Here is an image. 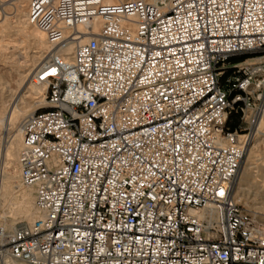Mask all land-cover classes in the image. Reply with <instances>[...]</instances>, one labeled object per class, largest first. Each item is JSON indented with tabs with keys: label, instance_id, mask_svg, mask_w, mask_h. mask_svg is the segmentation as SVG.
<instances>
[{
	"label": "built area",
	"instance_id": "built-area-1",
	"mask_svg": "<svg viewBox=\"0 0 264 264\" xmlns=\"http://www.w3.org/2000/svg\"><path fill=\"white\" fill-rule=\"evenodd\" d=\"M27 17L49 45L45 106L18 127L39 216L0 212V264H264L233 192L264 110V0H29Z\"/></svg>",
	"mask_w": 264,
	"mask_h": 264
},
{
	"label": "bare ground",
	"instance_id": "bare-ground-1",
	"mask_svg": "<svg viewBox=\"0 0 264 264\" xmlns=\"http://www.w3.org/2000/svg\"><path fill=\"white\" fill-rule=\"evenodd\" d=\"M28 1L29 0H13L10 3L11 6L10 5L5 6V4L7 3L6 0H0V9L3 11V14H0L2 16V19H3L2 22L0 23V32H6L7 31L9 33L14 34L13 38H12L13 35H9V36L2 35V36H0V40H2L3 38H6L7 44H8L7 49L12 48L11 53H13L15 50L19 49V47H18L19 46V40L30 35L33 37L34 42L36 41L35 44L37 43L38 45H40L39 55L38 56L36 55L37 56L36 60H41V59L43 60V58L45 60L47 58V55H48V53H47L48 50H47L46 56H44L45 55V48H46V46L49 48V45L46 41L45 35L38 28H36L34 25L29 23V21H28V17H27ZM8 14H10L12 16V17L11 16L10 17L12 18V20L14 19L13 21L11 20L10 17H8ZM31 25L34 26V28H36V29L31 31L30 30ZM100 25H101L100 18H94V20L92 21V24H91L92 31L93 32L98 31L100 28ZM86 38H87V35H84L82 37V41L86 40ZM3 41H4V39H3ZM22 42H24V41H22ZM6 46L7 45H5L4 47H6ZM1 49L3 50V47ZM73 49H74V44L69 43L68 46L61 52V54L65 58L71 59ZM5 50H3V51H5ZM3 58H5V53L0 52V60H2ZM37 62H39V61H37ZM42 62H40V64ZM39 65L37 66V68L39 67ZM23 67H25V66H23ZM26 67H27V65H26ZM28 67L30 69V66H28ZM37 68H35V69L37 70ZM25 70L26 69H24V71ZM36 70L34 72H31V71H33V69L31 71H29V70L26 71L21 77L19 89H18V91L15 92L16 94L14 93L13 96H11L9 101H7V105L0 106V129H1V132L4 133V135H12L11 136L12 139L9 140V142L7 141L8 143L6 144V150H4L5 151L4 157L6 159V163L13 162L15 164V166H18V167H19V164H18V158L17 157H18V151H19L20 144H21V136H20V132H19V128H18L19 125H18V127L15 125L17 123V119L22 114L26 113L30 107L29 103H25V105L18 107V102L24 98V95L27 93V90L30 87H35V88H37V90H35V93H37V94L34 96H33V94H28L27 97L31 96L32 99H35L36 100V102L34 101L35 104L38 103L42 107L45 106L44 96H42L43 90H44L43 95L45 94V84H35L32 81V77L34 76ZM22 73L23 72H21V74ZM1 85H3V84H2L1 79H0V86ZM24 89H25V91H24ZM1 102H2V98H0V103ZM32 103H31V105H32ZM38 108H40V107H37V109ZM261 118H262V120H261ZM259 123H260V125L258 127L256 134H260V133L264 134V110H263V113H262L259 121L257 122V125ZM260 128H261V130H260ZM259 139L255 137L251 140L253 142V148L254 149L258 150V147H260V144H255L256 141ZM5 142H6V139H5ZM1 143L2 142L0 141V144ZM262 143H264V139H262L261 145H262ZM261 149H259V150H261ZM4 168H6V166ZM4 168H2L3 171H2L1 177H0V212H1V215L3 217L2 223L7 228L15 227L14 226L15 224H13V223L9 224L7 222V219L5 217L6 214L14 216V219H13L14 221L19 218V220L20 219L28 220L27 223H30L33 221V219H35L36 217L39 216V212L36 209V206H35V203L33 202V197H32V190L34 192V188L30 186L29 187L30 190L21 191L19 193V190H20L22 184H15V183L17 182V177L20 179V171H18V174H17L16 170L8 171V169L5 170ZM11 168H13V167H11ZM248 171H249L248 167L244 168V171H243V173L239 179L236 191L234 192V198L236 199L237 196L240 194H243V195L253 194L254 197H258L256 201L259 200L258 202H256L258 204V206H256V208L264 212V176H258V178L255 176L256 178L253 177L254 179H251L252 176H251V174L249 175ZM34 198H35V196H34ZM33 210H34V212H33ZM35 214H36V217L32 219V216ZM19 225H21V224H19Z\"/></svg>",
	"mask_w": 264,
	"mask_h": 264
},
{
	"label": "rangeland",
	"instance_id": "rangeland-1",
	"mask_svg": "<svg viewBox=\"0 0 264 264\" xmlns=\"http://www.w3.org/2000/svg\"><path fill=\"white\" fill-rule=\"evenodd\" d=\"M12 1L13 0H6L7 3L5 4V6H9ZM0 14H3V11L1 9H0ZM10 16L11 15L8 14V17H10ZM0 17H1L0 18V23H1L3 19H2V16L1 15H0ZM11 20H12V18H11ZM34 29H36V28H34V26L31 25L30 30L32 31ZM2 35H6V36L13 35L12 38L14 37V34L9 33L7 31L6 32H0V36H2ZM3 39H4L5 42L3 41ZM3 39L0 40V50H1L0 52L1 53L2 52L5 53V58H3L2 60H0V79H1V82L3 84V85L0 86V90H1L0 91V98H2V102L0 103V106L7 105V101H9V99L11 98V96H13V94L16 91H18L19 85H20V80H21L22 75L26 71H28V70L31 71L32 69H33V71H31V72H34L36 70L35 68H37V66L40 64V62H42L44 60V58H43V60L41 59L42 61L41 60H36L37 59V56L39 55L40 45H38L37 43L35 44L36 41L34 42V39H33L32 36L29 35L27 37H24L23 39H20L19 40V46H18L19 49L18 50H15L13 53H11L12 48L7 49V47H8L7 39L6 38H3ZM22 41H24V42H22ZM5 45H7V46L4 47ZM2 47H3V50L6 49L7 51L6 50L3 51L1 49ZM47 50H48V47L46 46V48H45V55L44 56H46ZM251 56H253V55H240V56H236V57H233L230 60V62L231 63H237V62L243 61L244 59H246L248 57H251ZM37 61H39V62H37ZM26 65H27V67H26ZM23 66H25V67H23ZM28 66H30V69L31 70L29 69ZM24 69H26V70L24 71ZM20 71L23 72V73L21 74ZM35 90H37V88L30 87L27 90V93L24 95V98L21 99V101L18 102V107H21V106L25 105V103H29V106L30 107H29V109L27 110L26 113L22 114L17 119V123H16L15 126L18 127L21 119L25 116V114L26 115L29 114L33 110L37 109V107H42L38 103L35 104L36 100L35 99H32L31 96L27 97L28 94H33V96L36 95L37 93H35ZM24 91H25V89H24ZM43 92H44V90L42 91V96H44L43 95ZM31 103H32V105H31ZM232 115L233 116L234 115H237L238 116V125H240V128L242 129L241 131L243 133H246L247 130H244V127H246V124L244 122H242L241 114H239L238 112H232ZM261 120H262V118H261ZM259 125H260V123L258 125L256 124L255 126H253L251 128V130H250V133L248 134V138L245 139L244 156H243V159H242V162H241V166H240V169H239V172H238V176H237L236 181L234 183L233 192L236 191V188L238 186L239 179H240V177H241V175H242V173L244 171V168H246V167L249 168V171L248 172H249V175L251 174V176H252L251 179H254L256 177L258 178V176H264V168H263L264 167L263 166L264 165V160H263L264 159V153H263L264 152V143H262V145H261V141H262V139H264V134H262V133L256 134ZM260 130H261V128H260ZM11 136L12 135H4V133H2L1 132V129H0V141L2 142L0 144V177H1V173L3 171L2 168H4L5 166H6V168H4L5 170H7V169H8V171L16 170L17 171V174H18V171H19V167L18 166H15V164L13 162L6 163V159L4 157L5 156V154H4L5 151L4 150H6V144L9 142V140L12 139ZM254 136L256 138H258V139L260 138L259 139L260 141L257 140L255 144H260V147L262 149L260 147H258V146H257L258 147V150L253 148V142L251 140L253 138H255ZM5 139H6V142H5ZM259 149H261V150H259ZM11 167H13V168H11ZM15 184H21L20 179L18 177H17V182ZM29 187L30 186H23V185H21V188L19 190V193L21 191H28V190H30ZM32 197H33V202H34V192H33V190H32ZM253 197H254L253 194H250V195L240 194V195L237 196L236 199H237V201L244 208L250 210L252 213L257 214V216L259 217V220H261L262 222H264V212L256 208V206H258V204L256 202L259 201V200L256 201L258 197H254V198ZM33 212H34V210H33ZM33 216H32V219L36 217V214L33 215ZM5 217L7 219V222L9 224H11V223L15 224L14 226H18L19 224H24V223H27L28 222V220H23V219H20L19 220V218L14 221L13 220L14 219V216L8 215V214H6Z\"/></svg>",
	"mask_w": 264,
	"mask_h": 264
},
{
	"label": "trees",
	"instance_id": "trees-1",
	"mask_svg": "<svg viewBox=\"0 0 264 264\" xmlns=\"http://www.w3.org/2000/svg\"><path fill=\"white\" fill-rule=\"evenodd\" d=\"M227 126L229 129L233 130L234 128L238 127V116L237 115H230L227 121Z\"/></svg>",
	"mask_w": 264,
	"mask_h": 264
},
{
	"label": "snow or ice",
	"instance_id": "snow-or-ice-1",
	"mask_svg": "<svg viewBox=\"0 0 264 264\" xmlns=\"http://www.w3.org/2000/svg\"><path fill=\"white\" fill-rule=\"evenodd\" d=\"M222 194V193H221Z\"/></svg>",
	"mask_w": 264,
	"mask_h": 264
}]
</instances>
